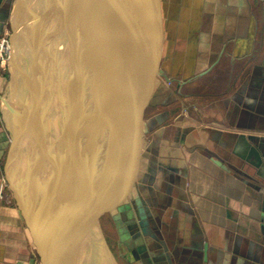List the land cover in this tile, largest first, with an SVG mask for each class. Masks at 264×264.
<instances>
[{"label":"crops","instance_id":"crops-1","mask_svg":"<svg viewBox=\"0 0 264 264\" xmlns=\"http://www.w3.org/2000/svg\"><path fill=\"white\" fill-rule=\"evenodd\" d=\"M116 35L150 127L136 193L112 188L141 231L130 250L151 264H264V179L238 153L241 135L264 136V0H123ZM101 126L88 130L95 146ZM0 264H41L13 204H0Z\"/></svg>","mask_w":264,"mask_h":264},{"label":"water","instance_id":"water-1","mask_svg":"<svg viewBox=\"0 0 264 264\" xmlns=\"http://www.w3.org/2000/svg\"><path fill=\"white\" fill-rule=\"evenodd\" d=\"M122 3L123 0H0V31L7 18L11 27L7 67L11 101L5 104L9 113L19 107L14 128L5 116L11 137L6 177L41 264H84L83 200L106 258L116 261L102 228L97 194L107 184L120 188L118 191L124 185L130 186L136 193L135 151L147 127L130 93L136 84L132 77L134 56L117 45ZM22 41L27 43L25 52ZM116 91L121 93L118 97ZM106 111L120 117L116 124L107 125L119 133L107 135L106 145L99 149L101 156L113 160L114 165H107L103 176L96 180L85 139L97 118L102 132L106 131ZM129 111L138 121L125 129L122 123L128 126ZM81 118L84 127L79 124ZM238 153L264 179V136L241 135ZM108 175L111 182L106 183ZM259 187L264 190V185ZM117 197L118 203L113 207L108 203L109 208L121 241L134 248L141 231L131 232L133 226L128 229L123 224L118 210L129 209L131 204L124 205L119 193ZM135 200L141 208L137 194ZM67 221L75 228L74 242L67 232Z\"/></svg>","mask_w":264,"mask_h":264},{"label":"rangeland","instance_id":"rangeland-1","mask_svg":"<svg viewBox=\"0 0 264 264\" xmlns=\"http://www.w3.org/2000/svg\"><path fill=\"white\" fill-rule=\"evenodd\" d=\"M121 12H122V7H121ZM3 28H4V26H3ZM6 32L10 35V33H11L10 23H9V28ZM3 34H5V32ZM26 45H27V43L25 41H22V44H21L22 47L21 48H22V51H24V52L28 48ZM7 67H8V63L6 64L5 68L0 67V204L2 205L3 203H6V204L16 205L15 199L13 197V193L9 187V182H8L7 177H6V170H5L7 159H8V154H9V149L11 147L10 132H9V129L6 127V125L8 123V125L11 128H14L15 123H16V118H17V110L19 109V107L18 108L16 107V109L13 111V113H9V108H8V106H6V104L8 102L10 104V101H11L10 73H9ZM17 74H18V76L20 75L19 72H17ZM120 94L121 93L119 91L115 92L116 97H118ZM18 99H19L18 101H20V103H21V98L18 97ZM5 101H6V104H5ZM108 104H109V102H107V105ZM106 112H107V117L104 118L105 119L104 125L106 127L105 133L107 135H114V133L117 134L118 131L116 132L115 129L111 130L110 128H108L107 125L111 126L112 124H116V122L120 119V117H118V116L115 117L113 112H109V111H106ZM5 116L7 118V123L5 120ZM80 117H81V114H80ZM83 118H85V117H83ZM83 118H81L79 121V124L81 125V127H84V124H85L83 121ZM127 118L130 121L128 123V126L125 123H122V126L125 129H127L128 127H130V125H133L138 121L137 118L134 117L132 111L131 112L129 111ZM87 119H88V117H87ZM88 121L90 122V119ZM121 122H122V120H121ZM94 129H95V131H97V133L99 132V126L98 125L94 126ZM137 129L140 131L139 127ZM88 134H89V131H87V133H86V139L85 140H86L87 148L89 150V159H90L92 174H93L94 178H96V180H100V178L103 176L102 170L106 169L107 165H109L110 167H113L114 161L110 160L106 156H103V157L101 156V154L99 153V149H100L101 145L95 146L94 140L90 139V141H89V139H88L89 135ZM98 136L102 137V135H98ZM102 139H103L102 143H105L104 138H102ZM140 146H150V145L148 144L147 139H145L143 137L140 139ZM137 150H140V147H137ZM137 150L135 151V154H137ZM144 155L146 157L148 156V154H144ZM99 158H102L101 163L99 162ZM106 161L109 163L107 164ZM135 164H136V161H135ZM106 177L107 178H106L105 182L106 183L111 182L109 180L111 178V176L108 175ZM109 186H108V184L106 186H103V189L100 192V195L97 194V203H98L99 214L101 216L102 228H103V231L105 233L106 239L109 243V247L111 248L113 256L116 260V261H113L112 259H110L111 262L113 264H115V262L117 264H151L152 260L148 257L147 251H143L141 258H138L137 256H134L135 254L130 250V248L127 246L126 242L121 241V239H120L121 235L118 231L116 219L114 218L113 214L111 213L110 208H109V204H108V203H110V204L112 203L110 206L113 207L114 205H116V202H117L114 200L115 195H113L114 192L112 191L113 185L110 187ZM115 190H119V189H115ZM121 191L122 192L125 191L124 187H122ZM101 195L105 196L106 199H103L101 197ZM111 200H112V202H111ZM106 202L108 205L106 204ZM128 213H129V211L126 213V215ZM129 217H131V216H129V214H128V217L126 219H128ZM120 219L123 222V218L120 217ZM123 224H125V223L123 222ZM155 230L157 231V234H158V232L160 234L159 226L156 223H155ZM157 236L158 235H155V237H157ZM159 236L161 237V234ZM155 246L157 247L158 245H155ZM155 246L153 248H156ZM157 252L160 253V250H158Z\"/></svg>","mask_w":264,"mask_h":264},{"label":"bare ground","instance_id":"bare-ground-1","mask_svg":"<svg viewBox=\"0 0 264 264\" xmlns=\"http://www.w3.org/2000/svg\"><path fill=\"white\" fill-rule=\"evenodd\" d=\"M7 105H9V102ZM85 149L88 154L86 144H85ZM78 153L79 151L77 152L76 155L79 157ZM78 157L77 159H79ZM67 218L68 216H66V219ZM91 219H92L91 215L88 211V205L83 200L81 203V224L83 228V239H82L81 250L84 258V264H113L109 257L106 258V254L102 250L98 231L95 232L94 224L92 223ZM67 226H68L67 232L72 235V241L74 242L75 228H73V225L68 224V221H67Z\"/></svg>","mask_w":264,"mask_h":264},{"label":"built area","instance_id":"built-area-1","mask_svg":"<svg viewBox=\"0 0 264 264\" xmlns=\"http://www.w3.org/2000/svg\"><path fill=\"white\" fill-rule=\"evenodd\" d=\"M10 47L9 34L5 32V34L0 36V67H6L10 55Z\"/></svg>","mask_w":264,"mask_h":264}]
</instances>
